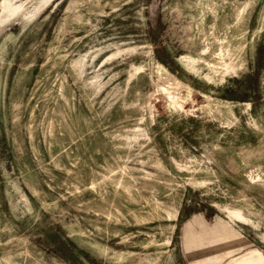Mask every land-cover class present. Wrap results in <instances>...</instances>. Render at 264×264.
<instances>
[{"label": "rangeland", "instance_id": "374dc122", "mask_svg": "<svg viewBox=\"0 0 264 264\" xmlns=\"http://www.w3.org/2000/svg\"><path fill=\"white\" fill-rule=\"evenodd\" d=\"M0 264H264V0H0Z\"/></svg>", "mask_w": 264, "mask_h": 264}]
</instances>
